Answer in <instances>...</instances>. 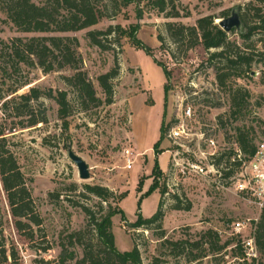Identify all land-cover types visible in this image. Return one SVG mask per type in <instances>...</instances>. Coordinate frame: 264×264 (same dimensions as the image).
<instances>
[{"label": "rangeland", "instance_id": "obj_1", "mask_svg": "<svg viewBox=\"0 0 264 264\" xmlns=\"http://www.w3.org/2000/svg\"><path fill=\"white\" fill-rule=\"evenodd\" d=\"M47 1L32 0L37 5ZM92 1L104 14L97 25L79 32L46 35L19 31L8 16V6L14 0H0L2 102L26 94L31 88L65 91L71 115L66 131L58 117V105L42 98L33 106L45 108L49 123L21 130L18 119L5 121L0 104V131L5 130V144L19 160L43 222L31 225L33 240L20 234L0 179V249L6 248L8 264H15L9 256L13 247L18 254L16 264H52L59 259L61 244L72 231H85V240L96 242L84 208L100 216L101 199L88 193L87 186L103 187L114 194L125 216L113 219L116 247L121 253L138 248L142 264H244L231 252L196 263L190 259L208 248L201 239L210 229L219 233L222 243L233 236L235 222L247 225L239 235L241 240L256 236L262 211L240 194L233 180L241 169L236 164L240 151L238 130H244L256 145L264 137V62L260 63L258 54L264 45L254 53L252 77L234 79L221 89L216 78L220 64L210 61L216 50L208 51L201 43L192 49L189 41L175 43L168 25L178 31L179 26L197 27L199 19L209 16L217 22L230 18L234 10L238 14L239 9H246L256 0H175L176 10L168 8L164 14L147 0H138L129 7H118L115 0ZM176 13L179 18L171 17ZM117 27L126 33L139 27L137 40L149 47L171 74L167 99L163 69L145 51L137 50L130 37H101L105 50L92 45L89 32ZM45 36L78 40L81 71L101 99L104 97L98 77L113 67L119 68L113 82L112 105L95 107L81 99L67 81L76 74L72 68L46 74L37 65H19L4 46L14 38ZM230 40L243 51V40L237 34H231ZM238 90L240 108L233 109L231 98ZM163 122L167 132L160 149L164 152L156 155ZM70 149L88 164L89 180L80 178L77 165L69 157ZM127 149L135 156L132 170L125 169L123 154ZM156 167L164 173L159 182L161 189H167L165 195L159 188L152 190ZM225 168L232 172L229 179L222 177ZM103 206L106 214L109 206ZM159 211L162 218L158 223L132 227L139 219L150 220ZM192 243L200 245L192 247ZM65 244L71 248L67 240ZM77 253L82 257V249ZM259 263L264 264L261 254ZM0 264H6L1 254Z\"/></svg>", "mask_w": 264, "mask_h": 264}, {"label": "trees", "instance_id": "obj_2", "mask_svg": "<svg viewBox=\"0 0 264 264\" xmlns=\"http://www.w3.org/2000/svg\"><path fill=\"white\" fill-rule=\"evenodd\" d=\"M137 1L115 0V3L118 7H129ZM147 1L149 4L152 3L153 8H156L159 14H164L168 8L176 10L175 0ZM238 14L242 22V30H233L231 33L225 32L215 22L216 18L212 16L199 19L197 27L194 28L179 26L178 31H173V25H168L175 43L181 45L189 41L191 49L201 43L208 51L216 50L211 54L210 61H218L220 64L216 71V78L221 89L227 88L228 83H231L234 79L244 80L247 77H252L253 66L256 63L254 53L257 49H260L258 46L264 45V40L261 38L264 37V0L250 2L246 9H239ZM103 15L102 10L97 8L92 0H48L45 4L40 5L33 3L32 0H14V4L12 3L8 6L9 20L19 31L25 34L50 35L54 33L79 32L97 25ZM224 15H228V12ZM171 17L179 18L180 15L178 13L171 14ZM136 30L126 33L120 27L109 28L106 32H89L88 37L92 45L102 50L106 48L100 39L101 37L108 39L117 34L121 38L126 37V35L130 37L137 50L145 51L148 56L154 59L156 65L163 69L166 77L165 93L167 99L171 89V74L164 64L155 59L153 51L137 40L135 37ZM231 34H237L243 40V51L240 50L236 41L230 40ZM256 37L260 38L256 40ZM4 46L8 49L10 58L19 63V65L25 67L37 65L46 74L63 70L66 67L72 68L76 71V74L67 81L76 89L81 99H85L95 107L113 104V82L119 76V68L117 66L113 67L108 73L98 77V83L104 99L99 98L94 85L88 79L86 73L81 71L80 65L82 61L78 55L79 42L77 39L57 36L30 39L14 38L10 40L9 44L6 43ZM258 54L261 57L260 63H263L264 50H260ZM239 92L238 90L236 93L238 95H232L233 109L240 108ZM42 98L51 99L58 105L59 120L62 122V128L67 131L69 128L68 119L71 116L68 93L53 89L46 91L39 88H31L28 93L18 94L4 103L0 98V104L3 103L1 107L5 121L11 118L18 119V126L21 130L48 124L45 108L41 110V107L37 109L33 106L34 102H39ZM166 132V124L163 122L161 139L155 147L156 155L164 152H161L160 148ZM237 141L244 156L243 162L250 161L256 153V144L248 139V135L242 129L238 130ZM5 142V130H1L0 179L3 190L10 205L17 230L23 236L33 240L31 225L40 226L43 222L34 206L32 192L28 188L26 176L22 172L19 160L7 148ZM64 147L68 148L69 146L64 144ZM243 162L238 161L236 164L240 166ZM231 175L232 172L228 168H225L222 172V177L225 179H229ZM153 176L155 177V182L152 190L159 188L161 194L165 195L167 189L166 187L161 189L159 182V179L163 178L164 173L159 167H156ZM86 190L91 195L101 199L99 204L100 216L91 209L84 208L89 218L88 228L92 227L96 242L85 240V231H72L68 233L61 244L62 252L59 259L52 264H142L138 248L135 247L130 252L121 253L116 247L113 219L119 215L123 218L125 216L123 210L118 206V202H115L114 194L108 189L99 186H87ZM50 196L54 197V194ZM60 197V194H58L57 198L60 199ZM113 202H115V205ZM103 204L109 206L106 214H103L105 212ZM161 218L162 213L159 211L150 220L139 219L132 227L140 228L154 225ZM257 226L255 241L260 254L264 258V208L261 221ZM66 240L71 248L65 244ZM201 240V243H206L209 246L203 254L194 255L190 259L191 263L199 262L210 256H218L224 253L226 255L228 252H231L233 257H239L241 260L245 259V251L242 246L243 240H241L239 235H233L229 240L222 243L219 233L210 229L204 232ZM171 245L176 246L177 244L172 243ZM199 245L200 243H192L190 246L198 247ZM13 249L9 256L12 262L16 264L18 262V254L14 247ZM77 249H82V257L78 255ZM0 254L4 262L8 264L9 257L5 247L0 249ZM243 263L257 264L256 260L252 262L245 260Z\"/></svg>", "mask_w": 264, "mask_h": 264}, {"label": "built area", "instance_id": "obj_3", "mask_svg": "<svg viewBox=\"0 0 264 264\" xmlns=\"http://www.w3.org/2000/svg\"><path fill=\"white\" fill-rule=\"evenodd\" d=\"M125 169L132 170L135 164L134 153L127 149L124 154ZM237 159L243 162L244 156L241 151H238ZM240 171L233 181H237L235 184L236 189L241 195L246 196L253 200L262 211L264 208V137L256 145V153L253 158L248 162H243L240 165ZM234 183V182H233ZM246 224L244 222H235L233 225L232 235H241L246 230ZM242 246L245 251V259L252 262L256 260L259 263L260 252L256 245L255 235H250L248 238L242 241Z\"/></svg>", "mask_w": 264, "mask_h": 264}, {"label": "water", "instance_id": "obj_4", "mask_svg": "<svg viewBox=\"0 0 264 264\" xmlns=\"http://www.w3.org/2000/svg\"><path fill=\"white\" fill-rule=\"evenodd\" d=\"M216 23L227 33H231L233 30H242V22L236 10L232 11V16L230 18L221 19ZM69 157L77 165L80 178L82 180H89L91 176L88 164L76 155L72 149L69 150Z\"/></svg>", "mask_w": 264, "mask_h": 264}, {"label": "bare ground", "instance_id": "obj_5", "mask_svg": "<svg viewBox=\"0 0 264 264\" xmlns=\"http://www.w3.org/2000/svg\"><path fill=\"white\" fill-rule=\"evenodd\" d=\"M217 21H219V20H217Z\"/></svg>", "mask_w": 264, "mask_h": 264}]
</instances>
